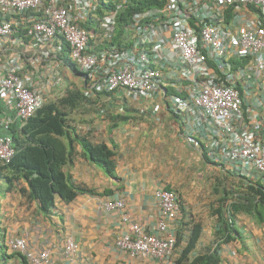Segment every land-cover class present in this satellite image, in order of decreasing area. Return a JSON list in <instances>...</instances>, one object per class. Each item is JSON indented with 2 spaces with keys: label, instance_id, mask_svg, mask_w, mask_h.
Masks as SVG:
<instances>
[{
  "label": "built area",
  "instance_id": "built-area-1",
  "mask_svg": "<svg viewBox=\"0 0 264 264\" xmlns=\"http://www.w3.org/2000/svg\"><path fill=\"white\" fill-rule=\"evenodd\" d=\"M113 1L99 15L103 0H0V163L15 154L9 128L25 124L47 102L45 90L64 81L65 57L89 82L88 96L117 91L131 102L159 99L183 118L187 142L209 161L264 187V0ZM148 2L158 6L135 13L128 36L110 45L122 9ZM155 197L159 235L132 221L123 200L103 206L121 213L128 230L115 246L130 258L174 253L179 197L165 189ZM3 245L28 264L49 263L48 251H35L24 236H5ZM77 249L67 237L65 258Z\"/></svg>",
  "mask_w": 264,
  "mask_h": 264
},
{
  "label": "crops",
  "instance_id": "crops-1",
  "mask_svg": "<svg viewBox=\"0 0 264 264\" xmlns=\"http://www.w3.org/2000/svg\"><path fill=\"white\" fill-rule=\"evenodd\" d=\"M59 69L63 74L71 73L73 79H78L64 64ZM55 90L53 88L52 92ZM50 92L45 90L46 99L52 97ZM133 103L130 121L116 127L97 114L84 111L82 116H78L83 121H91L90 124L77 125L81 134H88L94 144H104L114 151L115 177H109L92 164L82 155L81 147L75 145L72 161L63 169L70 182L80 190L73 201L64 203L57 198L54 209L45 213L36 201L28 198L26 183L22 182L10 191L1 187L0 264H27L21 256L9 255L4 250V235L24 236L35 251H48V264H174L178 248L171 257L156 261L133 259L120 252L115 241L128 229L121 223L120 212L104 209L105 202L124 200L125 212L131 220L138 222L148 234L159 235L156 230L159 220L157 190L167 189L178 194V179H201L209 172L228 179L232 173L229 166L208 161L206 151L203 154L201 149L187 142L183 118L173 115L159 99ZM113 106L115 109V104ZM154 106L159 107L158 112H152ZM257 114L260 118L263 112ZM217 199L195 198L196 207L186 202L187 206H183L184 220L180 215L172 228V232L181 233L186 238L191 226L187 224L198 222L202 234L197 253L212 240L215 218L211 212L217 205ZM237 220L241 238L221 247L220 264H264V227L253 224L244 215L238 216ZM69 236L78 249L73 257L65 258L63 248Z\"/></svg>",
  "mask_w": 264,
  "mask_h": 264
},
{
  "label": "trees",
  "instance_id": "trees-1",
  "mask_svg": "<svg viewBox=\"0 0 264 264\" xmlns=\"http://www.w3.org/2000/svg\"><path fill=\"white\" fill-rule=\"evenodd\" d=\"M156 6L157 2H148L122 9L117 20L115 38L109 44L114 45L123 36H128L126 29L135 13ZM112 7L111 4H101L97 13L103 15ZM86 25L85 28L88 29L89 26L92 31V20ZM63 51L66 52V48ZM62 60L74 76L80 79L81 87L67 85L59 97L46 102L25 124L15 121L7 131L12 138L15 154L8 164L0 163V190L4 186L6 191H10L14 186L26 183L28 198L36 201L45 213L54 209L55 199L69 203L80 192L63 171L64 166L72 161L75 145L81 147L82 155L92 164L100 167L109 177H115L114 151L104 144H94L88 134H81L77 125L90 124L91 121H83L78 116H82L84 111L98 114L99 108L106 105L110 112L106 113L105 118L112 127L131 119L126 99L120 92L88 96L86 87L89 82L83 81L84 75L65 57ZM102 99H106L105 102ZM86 106L88 108L85 109ZM117 110L118 113L115 114ZM213 192L218 199L211 212L215 223L210 244L197 253L202 227L198 222L192 221L187 224L191 226L186 238L177 233L178 258L174 264H220L221 247L241 238L237 220L240 215L248 217L253 224L264 227V187L260 182L252 181L249 177L241 178L238 188L232 185L227 188L220 184L214 187ZM181 242L184 243L182 246ZM22 259L25 261L23 257Z\"/></svg>",
  "mask_w": 264,
  "mask_h": 264
},
{
  "label": "rangeland",
  "instance_id": "rangeland-1",
  "mask_svg": "<svg viewBox=\"0 0 264 264\" xmlns=\"http://www.w3.org/2000/svg\"><path fill=\"white\" fill-rule=\"evenodd\" d=\"M113 2H114L113 0H103L104 4H112ZM95 18H97V16ZM67 74H63V76L65 77V78L63 77L64 81H62L60 85L56 87V90L54 92H52L51 90L50 93H52L53 95L51 98L47 99V102L50 101V99H53V98L56 99L57 97H59L62 94L60 90L63 91L66 88V86L69 84L73 86L77 85L76 87H81V82L78 79L77 80L73 79L71 73L70 74L67 73ZM66 75L68 76V78H66ZM125 104H126V107L131 110V108H133V105L135 103L129 100H126ZM86 108H88V106H86L85 109ZM99 111L100 112L102 111V113L99 112L97 114L98 117L102 116L104 118H105L106 113L108 114L110 112V110L108 109V107H106V105H103L102 107H100ZM115 112H118V111H115ZM92 114H95V113H92ZM218 175L219 174L216 175L215 172H209V173L203 174V177L201 179H181V180L178 179L177 185L180 186L179 188L180 193H178V197L180 199L181 207L183 208L184 205L187 206V203L191 204L193 207H196L197 202L194 203L195 198H217V196L213 192V188L217 184L219 186L220 184H224L227 186L232 185L235 188H238L240 178L235 176L233 173L230 174L231 177L228 179L223 178L221 176L217 177ZM209 180H212V181L209 182ZM214 180H216V182ZM203 181H205V183H203ZM194 183H196L195 184L196 186L195 185L193 186Z\"/></svg>",
  "mask_w": 264,
  "mask_h": 264
},
{
  "label": "clouds",
  "instance_id": "clouds-1",
  "mask_svg": "<svg viewBox=\"0 0 264 264\" xmlns=\"http://www.w3.org/2000/svg\"><path fill=\"white\" fill-rule=\"evenodd\" d=\"M200 150V149H199ZM202 151H203V154H205V150L204 149H201ZM208 161H209V159L208 158H206ZM230 171V170H229ZM161 190V189H160ZM165 190H167V189H165ZM158 191V190H157ZM168 191H172V190H168ZM174 192V191H173ZM177 194V193H176ZM178 195V194H177ZM120 200H122V199H120ZM180 200V199H179ZM118 201V200H117ZM124 201V200H123ZM124 203H125V201H124ZM180 205H181V203H180ZM180 215L182 216V220H184V215H183V208L182 207H180ZM178 220H179V218H178ZM178 220H177V222H176V224L178 223ZM181 222V221H180ZM183 222V221H182ZM181 222V223H182ZM181 223H179V224H181ZM6 235H4L3 236V238H2V247L4 248V250L6 251V249H5V247H4V245H3V239H4V237H5ZM175 236H176V244H177V233L175 232ZM76 243V242H75ZM176 244H175V250H174V252L176 251ZM78 246V245H77ZM64 249V248H63ZM174 254V253H173ZM177 254V253H176ZM9 255H19V256H21V257H23L22 255H20V254H9ZM63 255H64V250H63ZM178 255V254H177ZM24 258V257H23ZM25 259V258H24ZM167 259V258H166ZM165 260V259H164ZM26 261V260H25ZM156 261V260H155ZM27 263V262H26ZM28 264V263H27Z\"/></svg>",
  "mask_w": 264,
  "mask_h": 264
}]
</instances>
